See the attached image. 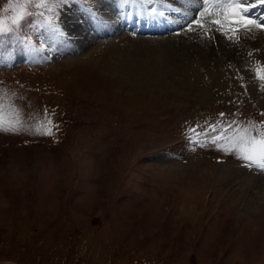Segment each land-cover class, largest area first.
Instances as JSON below:
<instances>
[{
	"label": "rangeland",
	"instance_id": "374dc122",
	"mask_svg": "<svg viewBox=\"0 0 264 264\" xmlns=\"http://www.w3.org/2000/svg\"><path fill=\"white\" fill-rule=\"evenodd\" d=\"M137 1L107 32L82 31L84 45L67 17L90 20L100 0L29 4L0 34V119L21 122L0 131V264H264V172L188 139L264 130L253 66L197 59L180 78L177 55L194 48L184 5ZM13 2L0 0V20ZM45 110L51 135L35 133Z\"/></svg>",
	"mask_w": 264,
	"mask_h": 264
},
{
	"label": "snow or ice",
	"instance_id": "6c2138e0",
	"mask_svg": "<svg viewBox=\"0 0 264 264\" xmlns=\"http://www.w3.org/2000/svg\"><path fill=\"white\" fill-rule=\"evenodd\" d=\"M127 3V0H125ZM146 3L152 4L157 2H163V0H145ZM197 0H187L188 4L196 3ZM52 3V0H14L9 5L11 15L6 19L0 20V34L10 33L13 28H19L25 18L30 15L28 11L29 4L34 7H48ZM202 10L198 12L196 18L187 20V31H201L210 32L215 26V31L220 32L225 38L233 43H239L240 35L247 34L253 31V29H259L264 31V21H259L252 18L249 13L257 6L264 7V0H202ZM92 17L98 22L103 23L99 17L92 12L91 8L88 9ZM150 15L163 16V11H157L156 8H152ZM187 16V13H185ZM212 16L213 18L208 20L205 17ZM60 38H64L66 33L59 27L55 29ZM251 55V53H249ZM254 73L255 79L260 82L261 90H264V64L259 61L251 69ZM243 87H246L242 85ZM0 89V92H3ZM2 107V105H0ZM223 116V113L221 114ZM45 120L41 121L35 128V133L40 135H51L52 121L48 118L47 110H45ZM234 122H229L225 127H231ZM252 122H249V126L244 128L237 127L235 134L224 137L222 135H216L209 137L208 131H216L215 125H209L204 133H201L204 137L203 140L193 139L191 135L188 137L189 142L201 147L214 146L218 150L223 151L225 154H235L236 158L244 162L245 167H255L258 171L264 172V130H260L257 133L250 127ZM264 127V122H262ZM21 130V122L17 120L14 123L5 124L0 119V131L3 132H19ZM190 132L193 130L190 129ZM223 128L220 129L222 133ZM224 141V143H218Z\"/></svg>",
	"mask_w": 264,
	"mask_h": 264
},
{
	"label": "bare ground",
	"instance_id": "6f19581e",
	"mask_svg": "<svg viewBox=\"0 0 264 264\" xmlns=\"http://www.w3.org/2000/svg\"><path fill=\"white\" fill-rule=\"evenodd\" d=\"M127 1L128 2L126 3L125 0H100L101 3H99V6L101 4H103V6H100L99 9L92 10V12H94L96 16L99 17L100 20L103 21L102 24L98 23L93 17L90 20L87 19V13L84 17L81 14L80 16L81 18L79 17L77 20H75V17H77L78 15L67 17L68 19L71 20L73 24V28L71 29V34H70L73 40H71L72 42L70 43L73 44L75 41L77 42V41H80L81 38L83 39L84 36L81 33L82 31H86L87 29L88 30L91 29L93 31H95L96 29H99V31L107 32V30H109L110 24L116 25L114 18L116 19V15L120 17L122 14L121 13L122 11L129 12L130 10H132L133 13L137 11L139 14L141 13V9H140L141 7L137 5V2H138L137 0H127ZM161 3L162 5L157 3L154 6H156V8H159L161 10L165 9L168 11H172L173 10L172 5H175V4L184 5V7L182 6L180 8H176L178 9L177 13L184 15L182 13L186 12L187 16H190L191 19L196 18L198 15L197 11L199 9L202 10V7H203V3L199 0L194 4L193 3L188 4L184 0H163V2ZM188 5H190L191 11L187 12L185 11V7ZM106 10H109V12H106ZM254 13H257V15H260L262 13L264 14V8L261 10V7L257 6L255 9H253L249 13V15L252 17ZM173 15H177V14H173ZM212 18H213L212 16H208V17H205L204 19L210 20ZM254 19H257L259 21H264V15L261 16L260 19H258V17L256 18L254 17ZM172 26L175 27L176 23L170 25V27ZM152 30H155V29L152 28L150 31ZM188 33H190L189 35H192L191 37L193 38L190 37V39L195 44V45L192 44L194 46V48L192 47L193 51L191 52V49H190L191 46H188L186 47L184 52H182L183 50H180V52H182L181 54L177 55L174 53V56L171 61L172 63L176 62V60H174L175 55L179 56V58L177 57L176 59L177 61L181 62L180 64L182 66V69L178 70V73L177 72L176 73L178 74L180 78L186 79L188 77L192 78L195 76V75L188 76V73L186 74V72H188L187 70H189L190 72L194 71L192 66L199 63L196 61L197 59H200V60L202 59L203 61L205 60L206 62H208V69L211 66L213 67V65H215L216 67L227 66L228 69L231 66H234L235 68L241 69L243 71L248 66H254L257 61H259L261 64H264V31H261L259 29H253V31L250 33H247V34L242 33L240 35L239 43H233L231 41H228L224 35H222L220 32L215 31V26H213V30L210 32H201L197 30L196 32L193 31L192 33L188 31ZM186 34L187 33L185 32L179 33L178 35H176L175 38L177 39L178 37H183V36L185 37ZM211 38L213 39L212 41L210 40ZM82 43L83 45L86 43V38L82 40ZM158 53L163 56L162 52H158ZM249 53H251V55H249ZM159 63L160 61L158 62L157 60L153 62L146 61L144 63V66L147 67L148 70L155 72L158 69ZM188 65L190 66V68L188 67ZM199 68L197 69L199 70ZM185 70L186 72H184ZM242 182H243L242 185H245L246 183L256 185V183L248 177H244ZM261 189L264 192V188H261Z\"/></svg>",
	"mask_w": 264,
	"mask_h": 264
}]
</instances>
